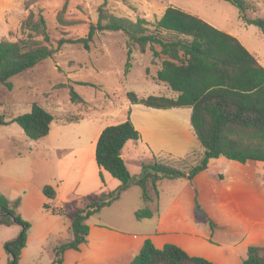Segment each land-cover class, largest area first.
Listing matches in <instances>:
<instances>
[{"label":"trees","instance_id":"obj_1","mask_svg":"<svg viewBox=\"0 0 264 264\" xmlns=\"http://www.w3.org/2000/svg\"><path fill=\"white\" fill-rule=\"evenodd\" d=\"M226 1L239 8L247 24L258 26L264 33V17L254 15L257 7L253 3L248 0ZM105 3L99 8V20L91 25L87 37L61 39L56 48L50 44L45 16L42 12L31 11L22 24V28L29 31L26 38L0 41V83L12 88L11 78L51 58L65 43H83L89 48L98 31H123L143 52L149 48L155 58L163 57L156 79L166 82L178 93L177 97L153 94L140 97L130 91L129 101L164 109L192 107V124L205 152L201 162L189 171L154 158L152 162L143 164L141 176H134L122 153L129 141H141L142 134L131 120L129 109L125 121L103 129L96 149L98 165L118 178L121 184L89 198L84 206L75 209L71 225L73 238L54 247L55 257L51 264H63L68 249H80L81 244L88 241V219L119 200L122 193L134 185L142 189L143 199L149 201L153 199L152 190L158 194L161 179L187 177L192 180L208 168L213 158L224 156L241 163H264V66L257 57L233 34L178 7L168 6L154 30L150 31L149 21L145 18L132 20L111 14L105 9ZM37 35H42L44 40L37 39ZM132 53L133 48L129 44L126 72H130L132 67ZM70 94L73 101L83 100L74 87H71ZM54 120V114L38 103L33 104L30 112L11 120L0 113V126L17 122L33 140L48 136ZM101 178L105 182L103 173ZM43 191L48 198L57 196L52 185H45ZM195 200L197 210L207 216L212 229L217 227L199 203L198 192ZM21 202V197L11 200L0 193V226L22 227L19 235L5 244L10 256L8 264H20L31 228V223L19 212ZM45 207L50 206L46 204ZM135 214L141 220L152 217L154 212L150 208H141ZM130 264L219 263L191 255L173 243L158 248L151 239H147ZM242 264H264V245H250Z\"/></svg>","mask_w":264,"mask_h":264},{"label":"rangeland","instance_id":"obj_2","mask_svg":"<svg viewBox=\"0 0 264 264\" xmlns=\"http://www.w3.org/2000/svg\"><path fill=\"white\" fill-rule=\"evenodd\" d=\"M254 1L259 7L254 15L264 17V0ZM104 3L111 14L132 20L145 18L149 21L150 31L154 30L168 6L196 16L203 14L207 22L219 29L239 39L249 38L259 55L264 51L260 28L247 24L239 8L226 0H0V41L26 38L29 31L24 30L22 24L31 11L42 12L45 16L50 44L54 48L61 39L87 37L91 25L97 24L99 8ZM36 38L44 40L42 35ZM129 44L133 48L132 67L130 72H126ZM162 58H155L149 48L143 52L123 31H98L89 48L83 43H65L51 58L11 78L12 88L0 83V113L7 120L30 112L34 103L44 106L55 116L49 135L39 140L29 138L17 122L0 126V183L9 192L17 187L21 191L24 189L22 194L27 198L24 210L29 218L27 221L31 223L29 231L33 241L29 252H34L37 247L40 254L38 242L46 241L49 235H59L51 234L50 230L62 231L68 219H72L75 209L83 206L66 202V210L62 213L50 205L43 191L45 185L55 188L60 182L58 165L62 154L68 151L66 149L76 146L82 139L90 144L101 126L122 121L124 112L128 111L124 106L129 101L130 91L144 96L177 97L178 94L169 87L153 79L152 71L156 65L162 64ZM71 87L82 96V101L71 99ZM82 118L84 120L79 121ZM203 156L194 153L177 163L180 168L189 171L201 162ZM153 160L147 150L142 153L143 163ZM134 165H131L133 175L141 176L143 166H140L142 172L137 174ZM25 180L27 183H24ZM133 189L137 193V201L142 204L141 208H148L139 198L141 188L137 185ZM46 204L51 207L45 208ZM111 209L113 212L129 213L134 219L136 217L129 209L125 211V200ZM101 215L105 222L115 224L114 218L106 212ZM101 215L96 214L93 219L98 220ZM21 229V225L1 226L0 243L17 237ZM64 234L67 230L62 232ZM6 242L1 246L4 254L0 256V264H8L10 258ZM46 260V255L42 256L39 264H45Z\"/></svg>","mask_w":264,"mask_h":264},{"label":"crops","instance_id":"obj_3","mask_svg":"<svg viewBox=\"0 0 264 264\" xmlns=\"http://www.w3.org/2000/svg\"><path fill=\"white\" fill-rule=\"evenodd\" d=\"M250 1L258 7L254 0ZM198 16L208 20L203 14ZM261 38L264 45L262 31ZM239 40L264 66V51L259 55L257 47L249 38ZM134 56L137 57L136 52ZM160 68V64L155 66L154 72L152 71L153 79L168 88L166 82L156 79ZM124 108L131 109V120L142 134L141 141H129L123 149L122 156L132 174H135L131 166L133 163L136 173L142 172V153L146 150L158 161L177 168H180L177 161L181 159L194 153L204 155V148L192 124V107L164 109L128 101ZM107 115L111 117L110 113ZM126 118L127 113L124 112V118L120 122ZM83 120L84 118L79 121ZM108 125L110 123L97 129L90 144L82 139L76 146L66 149L69 152L62 154L58 165L60 182L55 186L57 196L52 199L45 195L54 209L64 213L66 202L84 206L89 198L121 184L118 178L101 168L96 159L98 138ZM101 173L105 182L102 181ZM134 186L125 190L119 200L97 213L101 215L106 212L114 218L115 224L105 222L102 215L98 220L93 219L94 215L88 219V241L81 244L80 249H68L63 264H130L147 239H151L158 248L173 243L191 255L202 256L219 264H242L250 245H264V163L261 161L241 163L221 156L211 159L208 168L192 180L187 177L161 179L158 182V194L151 191L152 200L146 201L139 195L154 212L152 217L141 220L137 217L134 219L129 213L113 212L111 209L125 200V211L129 209L136 216L135 213L142 204L137 201V193L132 191ZM22 191L17 187L9 192L0 183V193H5L11 200L21 196L19 212L25 220H29L24 210L27 198ZM197 192L199 203L217 223V227L212 229L207 216L197 210ZM73 217L74 214L59 233L49 229L51 234L59 235H49L46 241H39L40 254L37 247L34 252L28 251L33 242L29 231L20 264H39L44 255L47 257L45 264H51L55 257L54 247L73 238ZM64 230H67V234L62 235ZM5 242L0 243V256L4 254L1 246Z\"/></svg>","mask_w":264,"mask_h":264}]
</instances>
